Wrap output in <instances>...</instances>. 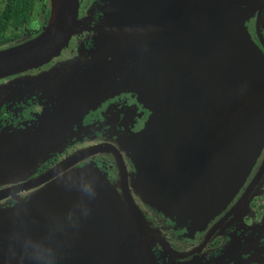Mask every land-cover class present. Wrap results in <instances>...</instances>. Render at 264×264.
<instances>
[{"label": "water", "instance_id": "95a60500", "mask_svg": "<svg viewBox=\"0 0 264 264\" xmlns=\"http://www.w3.org/2000/svg\"><path fill=\"white\" fill-rule=\"evenodd\" d=\"M102 3L92 49L46 81L50 107L39 125L0 137V185L34 175L63 153L85 114L127 92L150 113L145 128L125 139L135 195L198 231L227 207L264 145V0ZM79 9L80 0H49L42 32L0 50V79L58 58L87 29ZM253 18L259 44L247 28ZM75 163L50 173L56 179L30 201L0 213V264H38L36 257L157 264L144 249L150 236L128 192L118 194L94 167L69 170Z\"/></svg>", "mask_w": 264, "mask_h": 264}, {"label": "flooded vegetation", "instance_id": "af4514ba", "mask_svg": "<svg viewBox=\"0 0 264 264\" xmlns=\"http://www.w3.org/2000/svg\"><path fill=\"white\" fill-rule=\"evenodd\" d=\"M102 1L80 0L79 19L87 29L78 31L58 58L38 69L0 79V137L39 125L41 115L50 107L46 81L58 78L64 72L52 75L55 70L86 56L92 49L97 34L95 28L102 18L98 11ZM44 4L46 0H36V5L44 8ZM4 5L0 0V8ZM35 11L28 21L16 27L9 20L0 23V50L26 43L42 32L49 9L45 12L44 8L40 19L32 21ZM255 24L253 18L247 28L258 44ZM261 34H264L262 29ZM63 69L67 71L66 66ZM149 116L131 93L102 101L71 127L63 153L39 165L34 175L25 181L0 185V197L6 196L0 200V213L30 201L56 179L50 178V173H57L63 164L70 165L76 160L77 163L68 166L69 170L93 165L118 194L128 192L132 197L150 236L144 239V249L153 254L157 264H264V145L244 184L227 207L195 231L144 205L134 193L131 177L136 174V167L125 148V138L142 131ZM119 166L125 170V181Z\"/></svg>", "mask_w": 264, "mask_h": 264}, {"label": "trees", "instance_id": "16d2710c", "mask_svg": "<svg viewBox=\"0 0 264 264\" xmlns=\"http://www.w3.org/2000/svg\"><path fill=\"white\" fill-rule=\"evenodd\" d=\"M3 3L5 5L0 8V23L9 20L15 27L23 21H28L30 14L37 7L36 0H3Z\"/></svg>", "mask_w": 264, "mask_h": 264}, {"label": "rangeland", "instance_id": "374dc122", "mask_svg": "<svg viewBox=\"0 0 264 264\" xmlns=\"http://www.w3.org/2000/svg\"><path fill=\"white\" fill-rule=\"evenodd\" d=\"M86 3H84V5H83V11H85V5ZM44 6V8H45V12L49 9V1L48 0H46V4H44L43 5ZM98 7H100L99 8V12H102V8H103V3L102 4H100ZM44 8H42L40 5H37V7H36V11H35V13L33 14V20L32 21H35V20H39L40 19V16L43 14L42 12H44ZM45 27V26H44ZM262 35V34H261ZM263 38H264V34H263ZM259 44V43H258ZM15 83V82H14ZM126 139V138H125ZM91 167H94L93 165H90ZM95 169H97L98 170V168H96V167H94ZM99 171V170H98Z\"/></svg>", "mask_w": 264, "mask_h": 264}, {"label": "clouds", "instance_id": "9594fccd", "mask_svg": "<svg viewBox=\"0 0 264 264\" xmlns=\"http://www.w3.org/2000/svg\"><path fill=\"white\" fill-rule=\"evenodd\" d=\"M36 259L38 260V264H51V261L48 258L36 257Z\"/></svg>", "mask_w": 264, "mask_h": 264}]
</instances>
